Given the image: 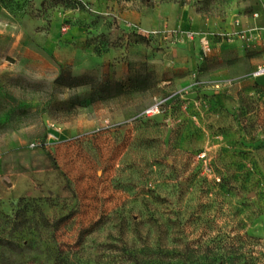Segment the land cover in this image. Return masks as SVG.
Wrapping results in <instances>:
<instances>
[{
  "label": "rangeland",
  "instance_id": "rangeland-1",
  "mask_svg": "<svg viewBox=\"0 0 264 264\" xmlns=\"http://www.w3.org/2000/svg\"><path fill=\"white\" fill-rule=\"evenodd\" d=\"M0 6L42 48H0V264H264L263 41L227 36L264 0Z\"/></svg>",
  "mask_w": 264,
  "mask_h": 264
},
{
  "label": "crops",
  "instance_id": "crops-1",
  "mask_svg": "<svg viewBox=\"0 0 264 264\" xmlns=\"http://www.w3.org/2000/svg\"><path fill=\"white\" fill-rule=\"evenodd\" d=\"M1 10L2 9L0 6V12ZM228 33H243L242 35H244V39L237 37L236 35L234 37L240 38L244 43L248 45L256 44L262 39L264 50V15H259L257 18L253 17V19L251 20V25L238 20L233 25V29ZM35 37L36 34L30 33H20L13 34L10 37H1L0 48L4 49L2 51L4 55H17V57L21 60V63L30 66V69L34 70L35 65L39 62L38 56L41 54L40 51L42 49L33 40ZM55 39L56 30L51 29L49 31V35L45 40L43 46L44 50H46L47 48H52ZM263 62L264 56L260 60L255 61L256 67L253 69V71ZM258 81H260V83H258ZM254 82L257 85L264 87V76L254 79Z\"/></svg>",
  "mask_w": 264,
  "mask_h": 264
},
{
  "label": "trees",
  "instance_id": "trees-1",
  "mask_svg": "<svg viewBox=\"0 0 264 264\" xmlns=\"http://www.w3.org/2000/svg\"><path fill=\"white\" fill-rule=\"evenodd\" d=\"M87 84L80 78L74 79L73 87H80ZM136 90L138 91H144V87L142 86L141 82H136ZM67 88L69 86H66ZM100 91H93L91 94V97L88 102L85 103L86 106L89 103H94L95 101H105L107 99H112L114 97L120 96L124 94V88L120 83H105L100 87ZM54 164V162H53Z\"/></svg>",
  "mask_w": 264,
  "mask_h": 264
},
{
  "label": "built area",
  "instance_id": "built-area-1",
  "mask_svg": "<svg viewBox=\"0 0 264 264\" xmlns=\"http://www.w3.org/2000/svg\"><path fill=\"white\" fill-rule=\"evenodd\" d=\"M258 16H259V14L253 15L254 18H257ZM242 34L243 33H232V34L228 33L227 36L229 37V36H235L236 35L237 37L244 39L245 37ZM202 50H203L204 55L209 54L211 51L210 43L207 41L206 38L202 42ZM252 76L254 79L264 76V62L252 72ZM155 112H156L155 107H151L150 111H148L147 114L155 113ZM32 147H34V145H32Z\"/></svg>",
  "mask_w": 264,
  "mask_h": 264
}]
</instances>
